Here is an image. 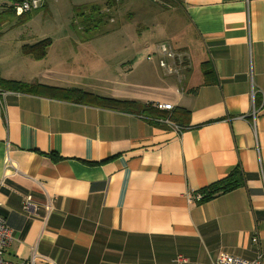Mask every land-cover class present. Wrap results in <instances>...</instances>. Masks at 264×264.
I'll return each instance as SVG.
<instances>
[{
  "label": "crops",
  "instance_id": "obj_1",
  "mask_svg": "<svg viewBox=\"0 0 264 264\" xmlns=\"http://www.w3.org/2000/svg\"><path fill=\"white\" fill-rule=\"evenodd\" d=\"M179 6L196 41L180 48L188 64L179 73L163 69L159 55L112 60L104 84L92 77L87 86L21 69L0 52V213L14 233L7 260L214 264L223 252L246 259L264 252V0ZM3 80L170 103L189 115L174 125L152 114L8 89ZM119 85L127 89L115 93ZM237 167L244 185L195 199ZM27 196L36 213L24 209Z\"/></svg>",
  "mask_w": 264,
  "mask_h": 264
},
{
  "label": "rangeland",
  "instance_id": "obj_2",
  "mask_svg": "<svg viewBox=\"0 0 264 264\" xmlns=\"http://www.w3.org/2000/svg\"><path fill=\"white\" fill-rule=\"evenodd\" d=\"M111 1L47 0L39 9L21 17L13 12H2L0 52L17 58L21 69L29 66L44 77L58 73L57 76L65 75L72 84L91 86L92 77L100 85L104 84L105 78L110 76L107 73L112 70L109 68L114 63L110 62L112 60L119 62L130 58L138 61L143 56H160L162 43L180 51L196 42L179 3ZM94 5L100 7L102 21L97 25L80 22L83 17L80 14L91 12ZM44 39L50 40L51 46L43 59L36 61L21 51L25 43L34 44ZM23 55L26 58H22ZM95 64L99 67L95 71L98 77L91 71ZM118 77L122 79V76ZM131 77L136 81L139 75L134 73ZM126 89L119 85L115 93Z\"/></svg>",
  "mask_w": 264,
  "mask_h": 264
},
{
  "label": "trees",
  "instance_id": "obj_3",
  "mask_svg": "<svg viewBox=\"0 0 264 264\" xmlns=\"http://www.w3.org/2000/svg\"><path fill=\"white\" fill-rule=\"evenodd\" d=\"M114 1L115 0H112L111 2ZM161 1L165 3H169V2H172L174 4L179 3V0H161ZM9 11L15 13L13 10H9ZM100 11L101 10L99 6L97 5L92 6L91 12L89 10L86 15L84 12L80 14V16L81 15L83 16L80 22L88 23V24L95 23L94 25H97V23H100L103 18V15L101 14ZM17 16L21 17L23 15H17ZM85 28H90V26L85 25ZM50 46H51L50 40L44 39L34 44L24 45L22 50L26 55H30L33 58L40 60L47 55ZM2 83L8 89H20L26 92H33L51 98H61L79 103L85 102L109 109L130 111V112L142 113V114L146 113L148 115L152 114V116H154L155 118L156 117H159L161 119L170 118L176 123L179 115L186 117V119L188 118L189 115V111L184 107H178L176 109V112L170 110L167 114L162 112V110L156 108L153 102L142 103L136 100L119 99L110 96H103L78 87H62V86L50 85L40 82L26 83L17 80H3ZM244 180L245 179L242 169L237 167L226 178L220 179L214 182L213 184L209 185L208 187L204 188L201 191L203 194L202 201L220 196L231 190H234L244 185L245 183Z\"/></svg>",
  "mask_w": 264,
  "mask_h": 264
},
{
  "label": "built area",
  "instance_id": "obj_4",
  "mask_svg": "<svg viewBox=\"0 0 264 264\" xmlns=\"http://www.w3.org/2000/svg\"><path fill=\"white\" fill-rule=\"evenodd\" d=\"M47 0H0V11L1 10H13L16 15H24L33 10L39 9ZM161 57L160 65L163 69H165L168 73H179L181 68H184L186 64H188V58L185 51H176L169 44L162 43L161 45ZM154 106L160 110H173L174 106L170 103H153ZM256 111L254 108L250 115L253 117V121L251 123L255 133H257V125H256ZM166 121L175 125V122L170 118H166ZM14 168L15 172L18 171L17 168ZM196 200H202L203 194L198 193L195 196ZM24 209L28 212L36 213L37 206L33 203L32 197L27 196L24 201ZM48 211L51 212L53 210L52 203H48L46 205ZM14 241V233L13 229L9 226L6 217L0 213V264H36V257H31L22 262H14L7 260L5 257V253L7 249L11 246ZM179 259H182L179 256ZM264 263V252H259L257 257L254 259H246L242 257H237L229 253H221L214 264H263Z\"/></svg>",
  "mask_w": 264,
  "mask_h": 264
}]
</instances>
